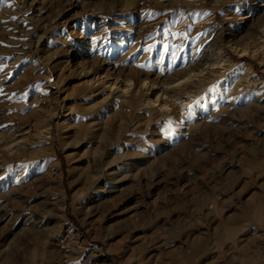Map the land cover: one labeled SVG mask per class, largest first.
<instances>
[{
    "label": "rangeland",
    "instance_id": "rangeland-1",
    "mask_svg": "<svg viewBox=\"0 0 264 264\" xmlns=\"http://www.w3.org/2000/svg\"><path fill=\"white\" fill-rule=\"evenodd\" d=\"M111 262L264 264V0H0V264Z\"/></svg>",
    "mask_w": 264,
    "mask_h": 264
},
{
    "label": "bare ground",
    "instance_id": "bare-ground-1",
    "mask_svg": "<svg viewBox=\"0 0 264 264\" xmlns=\"http://www.w3.org/2000/svg\"><path fill=\"white\" fill-rule=\"evenodd\" d=\"M193 67V66H192ZM170 87V86H169ZM89 125L86 123L85 119L84 121L77 126V134L83 135L82 140H84L88 135ZM81 140V141H82ZM20 142H14L12 144V147L16 148V145H18ZM21 147V146H20ZM18 150V148L16 149ZM92 151V150H91ZM24 159L20 163V165H28L31 163L32 159L34 158L33 155L30 153H27V151L24 150ZM33 163V162H32ZM100 166V159L97 154V149H93L92 151V158H91V171L88 170L86 172L80 173V180L82 184V191L90 198L95 199L97 195L99 194V185H98V175L100 173L99 171ZM93 201V200H92ZM127 262V261H126ZM110 264H114L111 262Z\"/></svg>",
    "mask_w": 264,
    "mask_h": 264
}]
</instances>
